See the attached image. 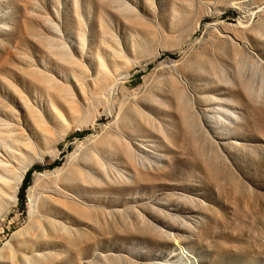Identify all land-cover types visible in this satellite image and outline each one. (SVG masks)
Here are the masks:
<instances>
[{"label":"rangeland","instance_id":"rangeland-1","mask_svg":"<svg viewBox=\"0 0 264 264\" xmlns=\"http://www.w3.org/2000/svg\"><path fill=\"white\" fill-rule=\"evenodd\" d=\"M0 264H264V0H0Z\"/></svg>","mask_w":264,"mask_h":264},{"label":"trees","instance_id":"trees-1","mask_svg":"<svg viewBox=\"0 0 264 264\" xmlns=\"http://www.w3.org/2000/svg\"><path fill=\"white\" fill-rule=\"evenodd\" d=\"M44 169L43 168H41V167H36V168H32V169H30L28 172H27V174H26V176H25V178H24V180H23V183H22V187H21V198H22V200H23V198H24V192H25V190H27V188L30 186V182H31V178H32V175H33V173H34V171H39V172H41V171H43Z\"/></svg>","mask_w":264,"mask_h":264}]
</instances>
